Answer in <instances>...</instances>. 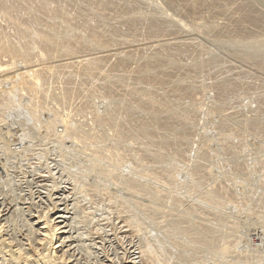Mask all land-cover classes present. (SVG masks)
I'll list each match as a JSON object with an SVG mask.
<instances>
[{"label": "bare ground", "instance_id": "6f19581e", "mask_svg": "<svg viewBox=\"0 0 264 264\" xmlns=\"http://www.w3.org/2000/svg\"><path fill=\"white\" fill-rule=\"evenodd\" d=\"M153 1H155V0H152L151 2H153ZM162 1H160V2L162 3ZM132 2H133V0L131 1V3ZM167 2L169 4V6L175 5L177 7V5L179 6V4H180V7L186 6L185 7V8H187L186 14L190 15L189 19L191 16L195 17L196 15H198V13L201 12V11H199L200 8L204 7L206 9H210V11H211V8L213 7V5H216L215 0H167ZM239 2H241V1L239 0ZM253 2H254V0H244L243 4H240V5H238L239 3L237 5L235 4L237 7L239 6L238 8L236 7L235 9L240 10V11H239V13H237L238 15L234 19L233 22H231L232 20L231 21L229 20L231 23L226 24V22H225L224 23L225 25L221 26V25H216L214 23V21H213V23L210 21L211 24L208 26V28L210 27L208 30L209 31L212 30V31L209 32L208 30H205V33H207L206 34L207 36H210V35H208V32H209V34L212 32L213 33L212 36L214 38H216V40H219L223 44L238 45V48H240L242 45H244L245 47H247V51L246 50H245L246 52L244 51V53H245L244 57L246 56L247 58L252 60V62L253 61L256 62L257 64L260 65V67L262 69H264V53H263L264 52V41H260L257 37H252V38L250 37V39H249L248 34H247L248 38H246L247 36H244V34L247 31H249L250 28H253L254 24L257 23V21L259 20V17H258L259 15L253 9L254 7L250 11L244 10L246 4L250 3L251 6H253L254 5ZM129 3H127L124 0H0V56H4L2 58H5V56H8L12 59L11 60L12 62L8 61L11 64V65L9 64L10 67H12V64H13L14 68H15V66H17V67L20 66L19 69H17L15 71V73H16L15 77L17 80H19L18 88H17L18 92L20 93V91L21 92L25 91V93L30 94V99L27 100V105L25 104L26 105L25 108L30 113H34V116H36L34 121H35V123L38 124L39 127L43 128V130L45 132L43 134H45L46 139H50V137L52 136V139L54 140V142L55 141H56V143L61 142L60 144L63 143L65 138L69 141L71 139V141H72L71 144H73L71 146H73V147H70V148H72L71 150L74 154H77L80 152L84 153L85 150L87 152L89 149L90 158H89V160H87L86 163L84 161L85 164L82 162L84 165L82 164L83 166H82V169L80 172L71 171V170H69L68 167H65L62 169V171L65 172L66 175H68L67 177H71L72 180H74L75 182H77L79 184L78 186H81L80 192L83 193V191H86L89 193V195H92L94 193H98L99 196H100V194L102 196L103 192L106 191V190H104V188H101L103 186L99 187L96 183L95 184H90V183L87 184L86 183L87 180L84 181V179H86L85 178L86 174L88 172L89 173L92 172L91 175L93 173H95L96 177L94 176L95 174L92 176L89 174V176L95 177V178H99L100 175H101L100 177L104 178V176H106L105 178H111V180L112 179L115 180L116 178L118 180V178H119L120 179L119 181L115 180V181H117L116 186L118 185V182H119L120 187H118V188L129 190L132 193L139 192V194H138L139 196L148 195L149 198H150V196L152 198L155 196H160L161 198L162 197L165 198L166 202H168L169 204L171 203L172 205L173 204L179 205L180 202H182L181 201L182 197L181 196L178 197L176 195H173L175 193L172 194L171 191L168 192L169 189L167 187H166L167 188V192H166V191H164L165 189L160 188L159 186H154V185H151L146 180L144 181V180L138 179L139 177H137L136 173H132V174L131 173H129V174L128 173L127 174L118 173L117 171H115V169L113 167H111V166H113V162L115 163V165H116V163H117V165L118 164L121 165L124 163H127L126 165H128V162L132 161L131 163H134V165L137 168H142L139 171L137 170V168H133L132 170L136 169L135 170L136 172H140V174L144 173L147 176L149 175L150 178L152 176V178H154L153 182L157 183L155 181V179L158 180L160 176L156 175L155 173L158 172V174H159V171L155 170L156 171L155 172L153 169V174H155V175L154 176L151 175L152 172H150V170L152 171V168H151V166L147 167V164H145L144 161L146 159L152 160V159L164 157V152L167 151L168 148H171V147H174V152H173V149L171 148L172 153H174V157L181 159L182 154H184V152H185V151L183 152L182 147L184 145H186V141L189 138H191V137H189L190 135H189V129H188L189 126L188 125H190V122L193 121V119L195 118V113L198 112L196 110H198L197 108H199V106L201 105V104H198V105L193 106V104H192L193 107L191 106L192 108L190 110H186L185 109L186 107L184 109L182 107H180L182 104H180V106H179V101H183L182 100L183 98L179 100V96L182 94L183 90L186 91V89H184L185 87L182 83H180L177 80H173L175 78L172 79V76L170 74H172L173 72H170V70L172 69L171 71H173V68L176 69L177 67L179 69V65L181 67V64H178L179 62L177 63L174 58H175V54H177L178 52H184V50L182 49V45H178L174 51L173 50L169 51L166 49V46L168 45V43L171 44L170 40L168 43H166L165 41L158 42V41H155V38L153 37L155 35L157 37L158 33H161V32L164 33V32L169 31V27H170L169 24L166 22H163V19H162V21L161 20L159 21V20L154 19V18H149L150 14L147 13V14H149L147 16V14L142 10H140V11L136 10L135 13H132L133 7H137V4H136L137 2L134 3V4H136V6L133 5V3L131 5ZM217 4L219 6L218 0H217ZM175 6H173V7H175ZM221 7H222V4H221ZM177 8H179V7H177ZM109 9L110 10L114 9L113 11L116 10V13H119V12H117L118 10L124 11L126 13H127V11H129L128 12L129 16L126 17L124 22L122 21L123 23H125L124 24L125 25L124 31L119 30L120 28L117 29V25H116V28H114V27L110 28L104 24L105 22L103 23V20L105 17L104 11L105 10L108 11ZM168 9H169V7H168ZM181 9L183 10L184 7H182ZM248 9H250V8L248 7ZM145 11H146V9H145ZM183 11H185V10H183ZM130 12L132 14H130ZM216 12H218V11L216 10ZM236 12H238V11H236ZM174 13H176V12L174 11ZM182 13H181V15H182ZM227 13H228V11H227ZM115 14L113 13V15H115ZM117 15H119V14H117ZM120 15H119V17H120ZM109 16L106 19L110 18ZM200 16H202V15H200ZM233 16H235V15H233ZM172 17H173V15H172ZM159 18H161V17H159ZM203 18H205V17H203ZM207 18H209V17H207ZM222 18H223V16H222ZM117 19H119V18H117ZM123 19H124V17H123ZM120 20H122V18ZM110 21H111V19H110ZM4 22H5V26L2 25V24H4ZM140 22L143 25L142 30H140L139 29L140 26H138V24ZM103 24L105 25V27ZM247 24H249V26ZM114 26H115V24H114ZM176 26H178V25H176ZM184 26L182 27V25H181L182 28H184ZM251 26H253V27H251ZM7 28H9V31L11 30L12 33L7 32V30H6ZM185 29H186V27H185ZM183 31H185V30H183ZM167 33H169V32H167ZM247 33H249V32H247ZM126 34H129L136 39V40L135 39L133 40L132 37L131 38L129 37L130 39L133 40V41H128L129 44H131V42H136L139 40H143L145 42L147 38L153 37L154 39L153 38H151V39H153L154 41H152V43L150 42L152 44L151 48H150L151 50L150 49L144 50L143 47H141V48L129 47L128 50L125 52H112L113 54H111V53L104 54L103 51H102V54H100L101 52L98 54L97 52L99 50L96 53L94 52L97 49H102V50L105 49L104 51H106V53L108 51L111 52L110 50H112V47L115 46L116 44L122 43V42L123 43L127 42L126 39L123 38L124 36H126ZM263 36H264V34H263ZM164 38H166V37H164ZM182 41H181V43H182ZM187 42H188V40H187ZM191 43L195 44V42H191ZM188 44L190 45V42ZM145 46L147 47V45H145ZM169 46L170 45H168V48H170ZM196 46H197V44H196ZM112 51H114V50H112ZM122 51H124V50L122 49ZM187 51L188 50H186L185 52H187ZM258 51H260L261 53H259ZM80 53H82V54H80ZM237 57H239V55ZM57 58H58V61L56 60ZM54 59L56 61H54ZM1 60H0L1 61L0 62V77L5 76L8 73H11V70H12V68H10V67L6 68L9 65L8 64L6 65V63L3 62V59H1ZM8 60H10V59L8 58ZM49 60L50 61L53 60L54 62L53 61L50 62ZM188 60H190V59H188ZM204 62L206 63V61H204ZM211 63H213V62H211ZM222 63H224V61ZM208 66H210V65H208ZM211 66H212V64H211ZM230 66H228V68ZM207 67H206V70H207ZM192 68L197 69V64L196 63L193 64ZM210 69H215V68L213 67ZM260 71H262V70H260ZM190 72H189V74H190ZM215 72L218 73V71H216V69H215ZM247 72L248 71H246V73ZM207 73H208V71H207ZM243 74L245 75L244 71L242 72V75ZM204 75H205V73H204ZM195 76H197V77L199 76V78H200L199 74H196ZM236 76L237 75L235 74L234 77H236ZM183 77H180V78L182 79ZM5 79L6 78L0 79V84ZM209 79H210V77H209ZM217 79H215V80H217ZM228 79H229V81L231 80L230 77ZM233 79L234 78H232V80ZM186 80H189V78ZM239 80L240 79H238V80L235 79V81H237V83H239L238 82ZM4 82H6V81H4ZM213 83H216V81H214ZM231 83L232 82H230L231 87L234 86ZM242 83H244V82H242ZM5 84L7 85V83H5ZM169 84H173L174 86L172 87L171 91L167 92L168 90L165 91V86L169 85ZM226 84L229 85L228 82ZM226 84L219 83L216 85V88H215L217 95H218V98L216 95V100H218V101L215 100L216 101L215 103H216V106L218 107V109H221V107H222L220 102L223 100H226V99H223L221 97H224V94L226 96H228L227 91L229 90L230 86H228ZM233 84H235V83H233ZM205 85L207 86V84H205ZM255 85H256V82H255ZM55 86L61 87V88H59V89H61L60 92L56 95H54V93H53ZM185 86H187V85H185ZM190 86H188V88H190ZM197 86H199V85H197ZM242 87H244V85ZM11 88H13V87H11ZM191 88H192V86H191ZM193 88H192V90H196V91L198 89L196 87H195V89H193ZM204 88H206V87H204ZM235 88H236V85H235ZM206 89H208V88H206ZM232 89H233L232 91H234V87H232ZM244 89H245V87H244ZM192 90L189 89L188 92H190ZM245 91L248 92V90H245ZM245 91L243 90L242 92L245 93ZM239 92H240V90H239ZM239 92L237 90L235 91V94L237 93V95H238L237 98H239L241 96V95L239 96V94H238ZM38 93H39V95L40 94L44 95L42 100L39 99ZM190 93H189V95H192ZM194 93H197V92H194ZM231 93L232 92H230V94ZM97 94H99L101 96L106 95L108 97V99L105 98L108 102L106 103L107 106L105 107V110L103 112L102 111L99 112L98 110L94 109L93 105L89 104V102L92 100V98H94V96ZM214 94H215V92H214ZM131 95H133L134 97ZM237 95H235V97ZM13 96H14L13 89L12 90L0 89V106L3 107L4 104L8 105L12 101H14ZM226 96H225V98H226ZM95 97H98V95ZM132 98L134 99L133 100L134 102L132 101ZM189 98L191 100L192 97L189 96ZM196 98H195V100H196ZM255 98H256V96H255ZM53 99L58 102V106H59V108L56 107V109L53 110V113H52L53 117L51 119H48L45 117L44 120L38 119L39 118L38 116L40 114H37L38 112H36V111L38 109L39 110L43 109L49 103V101L53 100ZM240 99H241V97H240ZM106 100H104V102ZM28 101H30V102H28ZM196 101H198V100H196ZM226 102L229 103L228 101H225V103ZM227 103L225 105H228ZM236 103H238V101H236ZM134 106L137 107L138 109H140L143 112V114H145V115L144 116L138 115L139 117L138 116L136 117L137 118V121H136L137 124L132 127L131 123L132 122L134 123V118H135V115H133V114L134 113L136 114V112L133 111ZM213 106H214V104H213ZM201 107H202V105H201ZM62 109H70L71 112L64 113L62 111ZM199 110L201 111V109H199ZM87 113H89L91 115V120H92V123L95 125V127L93 125L87 126L86 124H85L86 128L83 127L84 126L83 122L80 119L79 120L82 122V125H79L80 122L75 123V121L73 123H75L76 125L71 123L70 120L74 116L83 115V114H87ZM241 113H243V112H241ZM89 114H87V115H89ZM255 115H256V113H255ZM56 116H57V118H56ZM229 116H230V113H229ZM239 116L241 117V115H239ZM259 119H261V118H259ZM57 122L61 123L60 125L63 128L62 130H57V128L55 126ZM247 122L248 121H246V124H247ZM89 123H87V124L89 125ZM92 123H90V124H92ZM254 123H255V121H254ZM257 123H258V121H257ZM251 124H253V123H251ZM193 125H194V123H193ZM190 126H192V125H190ZM104 127H107V129L111 131L110 134H108L109 131L104 130ZM260 127H261V125H260ZM193 128L194 127H192V129ZM190 129H191V127H190ZM256 129H257V127H256ZM258 132H259V130H258ZM190 133H193V132L190 131ZM260 133H264V131L260 132ZM41 134H42V132H41ZM126 135L129 136L130 138L139 139L141 145H140V143H138V142L137 143H138V145L143 146V147H141L140 150L136 149L137 151H135L134 149L129 150L128 148H126L128 150H125V147H124L125 144L122 145L121 142L124 140L123 138ZM193 135H195V132L193 133ZM261 136H263V135H261ZM42 138H45V137H42ZM192 139L191 140L189 139V140L192 141ZM107 141H108V143H106ZM123 143H125V142H123ZM138 145L136 147H138ZM5 146H6V144H5ZM131 146H132V144H131ZM186 147H188V146H185V149H187ZM68 148H69V146H68ZM229 150H231V149H229ZM126 151H128V152H126ZM129 151H131V152H129ZM232 151H233V149H232ZM4 152H5V150H4ZM67 153H69V152H67ZM185 154H187V153H185ZM60 155L63 156V153H61ZM85 155H87V154H85ZM187 156H189V155H187ZM184 157H183V160H184ZM186 157H185V159H186ZM195 161H197V160H195ZM195 161H194V164H195ZM200 161H201V159H200ZM151 163H152V165H154L153 164L154 162L151 161ZM151 163H150V165H151ZM161 163H160V165H161ZM240 164H239V166H242L244 168V165H242V163H240ZM177 165L178 164H176V166ZM132 166H133V164H132ZM128 167H130V166L128 165ZM149 167H150V170H149ZM173 167L171 166V169L168 167V169L172 170ZM154 168L156 169V167H154ZM200 168H202V167L200 166ZM237 168L238 167H236V170H237ZM241 168H239V169H241ZM243 168L241 170H243ZM164 169H166V168H164ZM176 169H178V166ZM176 169L174 168L173 171L175 172ZM202 169H201V171L204 174ZM170 170H168V171H170ZM210 170H208V171L210 172ZM241 170H239V171H241ZM165 171H167V170H165ZM191 172H192V170H191ZM175 174H176V172H175ZM199 175L202 176L201 173H199ZM199 175L196 176V178L194 177V179H196V180L193 179V184L194 183L196 184L199 182L197 179V177H199ZM100 179H98V180H100ZM172 179H173L172 173L168 172L165 175V178L163 177L162 182H164L165 185H168V184L170 185V183L172 182ZM201 179L202 178L199 177L200 181H201ZM109 181H110V179H109ZM204 181H202V182L204 183ZM202 182H199V183H202ZM112 183H114V181ZM182 183H183V181H182ZM189 183L191 184V182H189ZM218 184L214 183V185H218ZM220 184L218 186L224 185L222 183H220ZM165 185L163 187H165ZM212 185H213V182H212ZM173 186H174V184H173ZM204 186H206V185H204ZM202 187H203V185H202ZM228 187H230V186H228ZM228 187H226V186L220 187V189H218L219 192H217V193L214 192L215 190L210 189V191L206 192L207 196L205 194H203L204 196L202 199H204V197H205V199L207 198L210 201V203L208 202V205L211 204V201L212 202H218L222 196H225L226 198L230 199V198H232L230 195V192L232 190L230 191V188H228ZM176 188H179V187H176ZM187 188H188V186H187ZM193 188L194 187H192V189ZM210 188H212L211 185H210ZM189 189H191V188H189ZM204 190L202 192H205ZM108 191H110V190H108ZM193 191L195 193L194 189H193ZM76 193H77V191H76ZM218 193H221V194H218ZM139 196L138 197L136 196L133 199L135 200V203L138 206L143 208V210L145 211L144 213H146V215L150 219L156 220L158 218H161V217L163 218V217L167 216L168 210H166L164 207L159 208L156 206H152V205H155V204H153V202H151L152 203V205H151V203L146 202V200H145V202L140 200ZM160 197H159V199H161ZM207 199L203 202L207 203L206 202ZM153 200H155V198ZM156 202H158V201H156ZM213 204L215 205L217 203H213ZM78 205L79 204H77V206ZM158 205H160V204H158ZM214 205H213V207H214ZM217 205H219V203ZM52 206H53V204H52ZM80 206H82V205H80ZM114 206H116L115 208H120L122 210L125 208V205L123 204L120 195H119V198L117 195L115 202H114ZM201 206L202 205L199 206V205H196L193 203L192 205L186 207L185 209H182V212L178 215L177 219H175L176 218V216H175V218L170 221L169 226H167V228L164 225L165 229H166V230L164 229L166 231V232L165 231L164 232L166 234H169V233L171 234V232H172L171 235L169 234L171 237V240H172L171 242H173V245H175L176 248L178 246L182 250L187 249L189 247L191 249L193 248L194 251H196L195 248L197 249L199 247H202V248L204 247L205 249L207 248L208 250H210V252H215L214 248L217 247V243H218L217 239H220V240H222V243H221L222 245L219 244L218 247H220L219 249L222 251L221 252L223 254L222 256L225 259L224 254H226V256H229V253L232 252L233 246L231 243H232L233 237L232 238L230 237V234L227 233L228 231L225 232L226 231L225 229L228 230L227 226H226L227 228H225V229H222V228L220 229V228H218L219 226L217 227L216 221H217V219H219V216L217 215V212H215L217 210L216 208L212 209V208H210L211 206L208 207L206 205L208 208L211 209L210 210L207 207H201ZM19 207L20 206H18V210H19V212H21L22 208H19ZM57 208H58V206H57ZM214 209H215V211H212ZM57 211H58V209H57ZM15 212H16L15 210L14 211L11 210L10 206L7 207L6 209H1V207H0V264H75V263H73L75 257H74V259H71L72 258L71 256H73V254L72 253L70 254L71 251L69 252V248H70L69 244L66 243L67 241L70 242V240H68V239L71 238V235H70L71 233H70V230L68 229V226L71 224L72 221L71 222L69 221L70 223H68V220L66 219L64 214H63L64 216L63 215H58V216L55 215L56 217H54L53 215L56 212L52 211L50 213L49 217H44L43 214H38L36 216H33L36 218V220H31V219L29 220L28 218H23V219H21L22 222H19L20 220L18 221L19 218H17L15 216ZM22 212H23V210H22ZM171 214H172V211H171ZM222 215H224V214H222ZM51 216H53V217H51ZM73 216H74V214H73ZM75 216H77V215H75ZM87 216H89V215H86V214L83 215L82 219H86ZM131 216L132 215H130V216L126 215L125 218L131 217ZM56 219H58V220H56ZM132 219H133V216H132ZM167 220H168V218H167ZM223 220L226 221L225 219H223ZM84 221H86V220H84ZM123 221H124L125 225L118 227V230H119L118 232L128 233L127 236L129 238H132L130 236H131V234H132V236L134 235L133 232H138V231H140V228H143V227H140V222H137V221L134 222V221H131V219H124V218H123ZM145 221H146V219H145ZM162 223H164V222H162ZM230 223H231V221H230ZM20 224L23 226H20ZM158 224H160V223L158 222ZM12 225L15 226L16 229L18 228V230H16V231L12 230L14 232H11L10 230L14 228V227L13 228L11 227ZM141 225H142V223H141ZM166 225H168V223ZM227 225H228V223H227ZM78 226H79V224H78ZM10 227H11V229H10ZM21 227H23V228H21ZM123 227H124V229H122ZM90 229H92V231H94V232H91L90 233L91 235L87 233L89 235V237L90 236L92 237L94 234H95V237H96V235L99 236L100 230L98 227H93ZM144 231L146 232V229ZM175 233L178 234V236L180 234H182V235H180L182 237V239L179 238L178 236L173 235ZM143 234H145V233H143ZM113 235L117 236V232ZM127 236L125 234V236H123V237H127ZM137 237H138V241L135 244H137V246H138V247H136L137 248L136 253L138 254V256L136 258H139V262L141 264H170V263H167L165 258L162 256V250L165 251L164 248H161L162 250H160V247H157L156 245H154L153 241L148 240L147 238H145V236L141 237L139 235V233L137 234ZM116 238H118V237H116ZM101 239L102 238L100 237V241H101ZM120 239H119V241H120ZM134 239H135V237H134ZM169 241H170V239H169ZM130 242L132 243V240H130ZM159 242L161 243V241H159ZM131 243H130V245H132ZM162 245H163V243H162ZM162 245H161V247H162ZM98 247H100V246H98ZM163 247H164V245H163ZM131 248L132 247L128 248V246H127V251L129 252V249H131ZM168 249H170V248H168ZM181 249L178 248L179 251ZM125 250L126 249H124V251ZM181 252H183V251H181ZM181 252L177 253L178 254L177 261L179 264H182L181 262H185L183 260L184 255H182L183 253L181 254ZM185 252H188V250ZM206 252H207V250H206ZM132 253H135V252L132 251ZM200 254H202V253H200ZM96 257L98 258V255ZM126 257H128V256H126ZM206 257H207V255H206ZM114 258H116V257L114 256ZM118 258H119V255H118ZM190 260H192V259H190ZM110 261L112 262L111 264H135L136 263L135 261L133 262L131 259L127 260L126 258L123 260H120V261L119 260L116 261V259L114 261L113 260H110ZM228 261H231V260H228ZM195 262L197 263V260ZM221 262H223V261H221ZM225 262H227V261H225ZM190 263H191V261H190ZM227 263H229V262H227Z\"/></svg>", "mask_w": 264, "mask_h": 264}, {"label": "rangeland", "instance_id": "374dc122", "mask_svg": "<svg viewBox=\"0 0 264 264\" xmlns=\"http://www.w3.org/2000/svg\"><path fill=\"white\" fill-rule=\"evenodd\" d=\"M124 1H126L127 3L130 2L129 3L130 5L133 3V5L136 6V4H137V7H133L132 13H135L136 10L137 11L142 10L146 14L147 13L150 14V15L147 14V16L149 15V18H154V19H157L159 21L160 20L162 21V19H163V22H166L169 24V26H170L169 31H167L169 33L161 32V33H158L157 37H156V35L153 37L155 38V41H158V42L165 41L166 43H168L170 40L171 44L168 43V45H170L169 46L170 48H168V45L166 44L167 45L166 49L169 51H171V50L174 51L178 45H182V49L184 50V52L186 50H188L187 52L189 54L187 52H185V53L184 52H178L177 53L178 55L175 54L174 59L177 63L179 62L178 64H181V67L179 65V69L177 67L176 69L173 68V71H171L172 69L170 70V72H173L172 74H170L172 76V79L175 78L173 80H177L180 83H182L185 87L184 89H186V91L183 90V92H182L183 95L181 94L179 96V100L183 98L182 99L183 101H179V106H180V104H182L180 107H182L183 109L186 107L185 108L186 110H190L194 105H198V104H201L202 107L200 105L199 108H197L198 110H196V111H198L199 113L198 112L195 113V118H194L195 120L193 119V121L190 122V125H192V126L188 125L189 126L188 127L189 135H190L189 137H191L189 139L190 140L192 138L193 139H192V141H190L188 139L189 141L187 140L186 145H184L182 147L183 152L185 151L184 154L185 153H187V154H185V155L182 154L181 159L180 158L178 159L177 157H174V153H172V149L174 152V147H171L172 149L171 148H168V150L166 149L167 151L164 152V157L156 158V159H152V160L146 159L144 161V163L147 164V167L151 166L152 171L150 170V167H149L150 172H152L151 175L154 176L156 174V175L160 176L158 180L155 179V181L157 183L153 182L154 178H152V176H151V178H152L151 179L149 177V175L147 176L144 173L140 174V172L135 171L136 169L132 170L133 168H137L134 165V163H131L132 161L131 162L129 161L130 163L128 162V165L130 167H128V165H126L127 163H124L121 165H119V164L117 165V163H116V165H115L114 162H113V166H111V167H113L115 169V171H117L118 173H123V174L136 173L137 177H139L138 179L144 180V181L146 180L151 185L159 186L160 188L165 189L164 191H166V192H167V188H168L169 189L168 192L171 191L172 194L175 193L173 195H176L178 197L181 196L182 202H180L179 205H174V204L172 205L171 203L169 204L168 202H166L165 198L162 197L163 198L162 199L160 196H155L153 198L151 196L149 198L148 195L139 196L138 195L139 192L132 193L129 190L118 188V187H120L119 182H118L117 186H116V184H117V181L120 180L119 178H118V180H117V178L115 179L117 181H115L114 179L111 180V178H105L106 176H104V178H105L104 179L103 177H100L101 175L99 176V178H95L96 177L95 173L92 174V175L95 174L94 175L95 177H91L92 172H90V173L88 172L86 174V176H85L86 179H84V181L87 180L86 181L87 184H89V183L95 184L96 183L99 187L103 186L101 188H104V190H106V191L103 192L102 196H101V194L99 196L98 193H94V192H93L94 194H92V195H89V193L86 191H83V193L80 192L81 186H78L79 184L77 182H75L74 180H72L71 177H67L68 175H66V173L63 172L62 169L65 167H68L69 170H71V171L80 172L82 169V166L90 158L89 149L87 152L85 150L84 153L80 152V153L74 154L71 150L72 148H70V147H73V146H71V145H73V144H71L72 143L71 139H70V141H71L70 142L69 140H67L65 138V140L63 141L62 144H60L61 142H58V143H56V141L54 142V140L52 139V136L50 137V139H46L45 134H43V133H45L43 128L39 127L38 124L35 123V121H34V119L36 117V116H34V113H30L25 108L27 105V100L30 99V94L25 93V91H22V92L20 91L21 94L18 92L17 88H18L19 80H17L15 77L16 76L15 71L17 69H19L20 66L17 67L14 65L15 66V68H14L13 64H12V67H10L11 64L8 61H11L12 59L8 56H5V58H2L4 56H0V60L3 59V62H5L6 65L10 64L9 66H7V67L5 66V67L6 68H9V67L12 68V70L10 69L11 73H8L5 76L0 77V79L6 78L5 80H3L1 82L0 89H2V90H12L13 89L14 96H15V97L13 96L14 101L9 103L8 105L4 104L3 107L0 106L1 107L0 108L1 109L0 110V140H1L0 141V207H1V209H6L7 207L10 206L11 210L16 211L15 216L17 218H19L18 219V221L20 220L19 222H22L21 219H23V218H28L29 220L30 219L36 220V218L33 216H36L38 214H43L44 217H49V215L52 211L56 212L58 209V211L53 215L54 217H56L55 215L58 216V215L64 214L66 219L68 220V223H70L72 221L71 224L68 226V229L70 230V233H71V234L69 233L71 235V238L68 239V240H70V242L67 241L66 243L69 244V247H70L69 252L71 251L70 254L71 253L73 254V256H71L72 257L71 259H74V257H75V259L73 261V263H75V264H100V263L101 264H111L112 262L110 260L114 261L116 259V261L117 260L120 261V260H123L125 258L127 260L131 259L133 262L135 261L136 262L135 264H138V263L141 264L139 262V258H136L138 256V254L136 253L137 252L136 247H138V246L135 243H137V241H138V237H137L138 233L141 237L145 236V238H147L148 240L153 241L154 245H156L157 247H160V250H162L161 248H164L165 251L162 250V256L165 258L166 262L170 263V264H179L177 261V256H178L177 253H180L181 251H183V252H181V254L183 253L182 255H184V258L186 257L185 259L183 258V260L185 262H181L182 264H189L190 261H191L190 264H198L199 262H200L199 264H218V263L219 264H225V263L226 264H229V263L230 264H264V137H263L264 133H260V132L264 131V129H263L264 128V126H263L264 125V121H263L264 120V96H263L264 95L263 94L264 93V69H262L260 67V65L257 64L256 62L253 61L254 62L253 63L252 60H250L246 56L244 57V55H245L244 51L245 50L247 51V47H245L244 45H242V46L240 45L241 47L239 46L240 48H238V45L223 44L219 40H216V38H214L212 36V34H213L212 32L209 34V32L212 30H210V31L208 30L210 28V27L208 28V26L211 24V22L213 23V21L216 25H221V26L225 25L224 24L225 22H226V24L233 22L234 19L238 15L237 13H239V11H240V10L235 9L237 7L236 5L238 3H239L238 5L243 4L244 0H240L241 2H239V0H223V1L218 0L219 6L217 4V0H215L216 5H213V7L211 8V11H210V9H206V8L202 7V8H200L201 10L199 9V11H201L198 13L199 16L196 15L195 16L196 18L191 16L190 19H189L190 15L186 14L187 13L186 12L187 8H185L186 6L181 5L182 7H184L183 10H185V11H183L181 9L182 7H180V4H179V6L176 4L177 7H179L180 9L177 8L175 5L169 6L167 0H163V1L160 0V1H162V3L159 0H155L153 2H151L152 0H133L132 3H131L132 0H124ZM134 3H136V4H134ZM221 4H222V7H221ZM253 4H254L253 6H251L250 3L246 4L244 10L250 11L254 7L253 9L259 15L258 16L259 20L257 21V23L254 24L255 28L253 26H251L253 28H250L249 31H247L249 33L246 32L244 34V36H247L246 38H248V35H249V39H250V37L251 38L257 37L260 41H264V36H263V34H264V1L263 0H256L255 1L254 0ZM173 6H175V7H173ZM247 6L250 9H248ZM168 7H169V9H168ZM145 9H146V11H145ZM109 10L104 11L105 17H104L103 23L105 22L104 24L110 28H113V27L116 28V25H117V29L120 28L119 30L124 31V29H125L124 24L125 23H123V22L126 19V17L129 16L128 15L129 11H127V13H126L124 11L118 10L117 12H119V13H116V10L113 11L114 9L110 10V11ZM216 10L218 12H216ZM174 11L177 14L174 13ZM227 11H228V13H227ZM236 11H238V12H236ZM113 13L114 14L116 13L115 14L116 16L113 15ZM132 13L130 12V14H132ZM181 13H182V15H181ZM117 14H119V15L121 14L120 17L122 18V20H120L121 18ZM232 14L235 16H233ZM172 15H173V17H172ZM200 15H202V16H200ZM108 16L110 18L106 19ZM122 16L124 17V19ZM222 16H223V18H222ZM159 17H161V18H159ZM203 17H205V18H203ZM207 17H209V18H207ZM117 18H119V19H117ZM110 19H111V21H110ZM229 20L230 21L232 20V21L230 22ZM114 24H115V26H114ZM2 25L5 26V22ZM105 25H104V27H105ZM176 25H178V26H176ZM181 25H182V27L185 25L184 28H182ZM247 25L249 26V24H247ZM138 26H140L139 29L142 30L143 25L141 24V22L138 24ZM185 27H186V29H185ZM6 30H7V32L12 33L11 30L9 31V28H7ZM183 30H185V31H183ZM205 30L209 31L208 35H210V36L206 35L207 33H205ZM129 37L130 38L132 37L133 40L135 39L133 36H131L129 34H126V36H124L123 38L126 39L127 42L133 41ZM153 37H151V38H153ZM164 37H166V38H164ZM151 38H147L145 42L143 40L131 42L132 45L129 44V42L128 43L127 42L126 43H123V42L118 43L112 47V50H114V51L110 50L111 52L108 51L107 53H106V51H104L105 49L104 50L97 49L94 52L96 53L99 50L97 52L98 54L100 52H101L100 54H102V51L104 54H108V53L113 54L112 52H125L128 50L129 47H138V48L143 47L144 50H149L151 48L152 41H154L153 40L154 38L153 39H151ZM180 40L181 41L183 40L182 43ZM187 40H188V42H187ZM189 42H190V45L188 44ZM191 42H195V44H193ZM196 44H197V46H196ZM145 45H147V47ZM121 48L124 51H122ZM258 52L261 53L260 51H258ZM80 54H82V53H80ZM238 55H239V57H237ZM8 58L10 60H8ZM188 59H190V60H188ZM56 60L58 61V58ZM56 60L54 59V61H56ZM52 61L53 60H51L50 62H52ZM204 61H206V63ZM223 61H224V63H222ZM211 62H213V63H211ZM195 63L197 64V69L192 68V65ZM210 63L212 64V66ZM208 65H210V66H208ZM228 66H230V67L228 68ZM206 67H207V70H206ZM213 67L216 69V71H218V73L215 72V69H210ZM260 70H262V71H260ZM207 71H208V73H207ZM243 71L245 73V75L243 74L244 76L242 75ZM246 71H248L249 73L248 72L246 73ZM189 72H190V74H189ZM204 73H205V75L206 74L207 75L205 76ZM196 74H199L200 78H199V76L198 77L195 76ZM235 74L238 77L237 76L234 77ZM208 76L210 77V79ZM180 77H183V78L181 79ZM229 77L231 80H232V78H234V79L232 81L231 80L229 81V79H228ZM188 78H189V80H186ZM214 78L215 79L218 78V79L215 80ZM199 79L200 80L202 79V80L200 81ZM235 79L236 80L240 79L238 81L239 83H237V81H235ZM4 81H6V82H4ZM214 81H216V83H213ZM227 82L229 83V85L226 84ZM230 82H232L231 84L234 85V86H232V87H234V91H232L233 89L230 85ZM242 82H244V83H242ZM255 82H256V85H255ZM5 83H7V85ZM204 83L207 84V86ZM219 83H224V84L230 86L229 90L227 91L228 94L226 93L228 96H226L224 94V97H221L223 99H226V100H223L220 102L222 105L221 109H218V107L216 106V103H215L216 101H218V100H216L217 92H216L215 88H216V85ZM233 83H235V84H233ZM185 85H187V86H185ZM190 85L192 86V88L194 87L193 89H195V87L198 88L197 91L192 90ZM197 85H199V86H197ZM235 85H236V88H235ZM243 85H244L245 89H244V87H242ZM173 86H174L173 84L166 85L165 91L166 90H168L167 92L171 91ZM188 86H190V88H188ZM11 87H13V88H11ZM204 87H206L208 89H206ZM59 88H61V87L55 86V89L53 92L54 95H56L60 92L61 89H59ZM189 89H191L193 92L192 91H190L191 93L188 92ZM235 89L238 92L240 90V92L238 94H239V96L241 95L240 96L241 99H240V97L237 98L238 95H237V93L235 94V91H236ZM243 90L244 91L248 90V92L245 91V93H243L242 92ZM194 92H197V93H194ZM214 92H215V94H214ZM230 92H232V93L230 94ZM189 93L192 95H189ZM38 95H39V93H38ZM97 95H98V97H95ZM97 95H95L94 98H92V100L89 102V104L93 105L94 109L98 110L99 112H101V111L103 112L105 110V107L107 106L106 103L108 102L105 98L108 99V97L106 95H104V96H101L99 94H97ZM235 95H237V96L235 97ZM43 96L44 95L40 94L39 99L42 100ZM131 96H133V95H131ZM189 96L192 97L191 100H190ZM225 96H226V98H225ZM255 96H256V98H255ZM195 98H196V100H198V101L200 100L201 102L199 101L200 102L199 103L198 101L195 100ZM217 98H218V95H217ZM104 100H106V101L104 102ZM133 100L134 99L132 98V101ZM30 101H28V102H30ZM225 101L229 102V103L226 102L228 105H225L226 104ZM236 101H238V103H236ZM192 104H193V106H192ZM213 104H214V106H213ZM56 107L59 108L58 102L54 99L50 100L49 103L43 109H40V110L38 109L36 111V112H38L37 114H40L38 116L39 117L38 119L44 120L45 117L48 119H51L53 117V114H52L53 110L56 109ZM199 109H201V111ZM62 111L64 113L71 112L70 109H62ZM133 111L136 112L137 115L135 113L133 114V115H135V118H134V123L133 122L131 123L132 127L137 124L136 123V121H137L136 117L138 115L139 116L145 115V114H143V112L140 109H138L135 106L133 107ZM241 112H243V113H241ZM229 113H230V116H229ZM255 113H256V115H255ZM87 114H89V113H87ZM87 114L74 116L70 121H71V123H73L74 121H75V123L80 122L79 125H82V122H83V125H84L83 127H85V128H86V125L87 126L93 125L95 127V125L92 123L91 115L90 114L87 115ZM239 115H241V117ZM56 118H57V116H56ZM259 118H261V119H259ZM252 119L255 121V123ZM245 120L248 121L247 124H246ZM257 121H258V123H257ZM89 122L92 124H90ZM192 122L194 123V125ZM75 123H73V124H75ZM87 123H89V125ZM251 123H253V124H251ZM60 124H61L60 122L56 123L55 126H56L57 130L63 129ZM260 125H261V127H260ZM255 126L257 127V129L259 128L258 129L259 132ZM190 127H191V129H190ZM192 127H194V128L192 129ZM104 130L109 131L108 134H110V132H111L110 130L107 129V127H104ZM190 131L193 133L195 132V135H193V133H190ZM41 132H42V134H41ZM261 135H263V136H261ZM126 136L123 138L124 140L121 142L122 145L125 144L124 145L125 150H128V149L133 150L134 149L135 151H137L136 149L140 150L141 147H143V146H140L141 143H140L139 139L130 138L129 136H127V137ZM42 137H45V138H42ZM108 141L106 143H108ZM123 142H125V143H123ZM137 142L140 143V145H138ZM5 144H6V146H5ZM131 144L133 147L131 146ZM137 145H138V147H136ZM68 146H69V148H68ZM185 146H188L190 149L188 147H186L187 149H185ZM126 148H128V149H126ZM3 149L5 150V152ZM229 149H231V150H229ZM232 149H233V151H232ZM67 152H69V153H67ZM126 152H128V151H126ZM129 152H131V151H129ZM61 153H63V156L60 155ZM85 154H87V155H85ZM187 155H189V156H187ZM184 156L185 157L187 156L186 159ZM183 157H184V160H183ZM200 159H201V161H200ZM195 160H197V161H195ZM84 161H85V163H84ZM151 161L154 162L153 163L154 165H152ZM194 161H195V164H194ZM150 163H151V165H150ZM160 163H161V165H160ZM240 163H242V165H244V168L242 166H239ZM132 164L134 167L132 166ZM176 164H178L177 166H178L179 170L176 169L177 168ZM166 165L170 169H171V166L172 167L174 166V167L172 168V170H170V169H168V167ZM200 166L203 169L200 168ZM154 167H156V169ZM236 167H238L237 170H236ZM241 167L243 168L244 171L241 170L242 169ZM164 168H166V169H164ZM174 168L176 169L175 170L176 174L173 171ZM239 168H241V169H239ZM141 169L142 168H137L138 171ZM153 169H154V171L155 170L159 171V174H158V172L155 173L156 171L154 172L155 174H153ZM201 169L203 170L205 175L202 173ZM165 170H167V171L170 170L168 172L172 173L173 179H172V182L170 183V185L169 184L165 185L164 182H162L163 177L165 178V175L168 173ZM191 170H192V172H191ZM208 170H210V172ZM239 170H241V171H239ZM197 171L199 173H201V175L203 174L202 175L203 177L200 176ZM89 174L91 176H89ZM198 175H199V177L202 178L200 181L199 177H197L199 182H202L204 180L205 181H204V183L203 182L202 183L198 182L196 184L194 183L195 184L194 185L193 179H194V177L196 178V176H198ZM98 179H100V180H98ZM109 179H110V181H109ZM194 180H196V179H194ZM113 181H114V183H112ZM182 181H183V183H182ZM189 182H191V184ZM212 182H213V185H214V183H216V184L222 183V184H224V185H222L223 187L224 186H226V187L230 186L228 188H230V191L232 190L230 192V195L232 198L228 199L225 196H222L218 202H212L211 201L212 205L211 204L208 205V202L210 203V201L206 198L207 203H204L203 201H205L206 199H205V197H204V199H202L204 196L203 194L206 195V192L210 191V189L215 190L214 192L217 193V192H219L218 189H220V187H222V186H218L219 184L213 186ZM163 184L165 185V187H163L164 186ZM173 184H174V186H173ZM175 184L176 185L178 184L179 186L178 185L176 186ZM201 184L203 185V187ZM204 185H206V186H204ZM210 185L212 188H210ZM187 186H188V188H187ZM176 187H179V188H176ZM192 187H194L193 189L195 190V193H194ZM189 188H191V189H189ZM108 190H110V191H108ZM203 190L205 192H202ZM76 191H77V193H76ZM218 194H221V193H218ZM117 195H118V198L120 195L121 200H122L123 204L125 205V208L123 210L120 208H115L116 206H114V202H115ZM136 196L137 197L139 196L140 200H142L144 202H145V200L148 203L153 202V204H155V205H152V203H151L152 206H156L159 208L164 207L166 210H168L167 216L163 217V218L162 217L158 218V219H156L157 221L155 219H150L146 215V213H144L145 211L143 210V208H141L140 206H138L135 203V200L133 198ZM159 197L161 199H159ZM154 198H155V200H153ZM156 201H158V202H156ZM193 203L196 205H199V206L202 205L201 207H207V206L210 207L211 206L210 208H212V209L216 208L217 209L216 211H215V209L212 211L217 212V215L219 216V219H220V220L217 219L218 222L216 221L217 227L219 226L218 228H220V229L221 228L225 229L228 227V230L225 229L226 230L225 232L228 231L227 233L230 234V237L231 238L233 237L232 238L233 240L231 239L232 240L231 244L233 247H232V252L229 253V256H226V254H224L225 259L222 256L223 255L221 253L222 251L219 249L220 247H218V245L222 243V240H220V239H217V242H218L217 247L214 248V251L216 253L210 252V250H208L207 248L205 249L204 247L203 248L199 247L200 249L197 248L198 250L195 248L196 251H194L193 248H192L193 249L192 250L189 247L187 249L182 250L178 246L176 248V246L173 245V242H171L172 240H171L170 235L172 234V232H171V234L169 233L170 235L165 233L166 232L165 226L167 228V226H169L170 221L173 220L175 218V216H176L175 219H177L178 215L182 212V209H185L186 207L192 205ZM213 203H217V204L219 203V205L215 204L216 205L215 206ZM52 204H53V206H52ZM77 204H79V205L77 206ZM158 204H160V205H158ZM80 205H82V206H80ZM213 205H214V207H213ZM18 206H20L19 208H22L21 212H19ZM57 206H58V208H57ZM210 208H208V209H210ZM22 210H23V212H22ZM171 211H172V214H171ZM73 214H74V216H73ZM85 214L89 215V216H87L89 219L87 217H86V219H82L83 215H85ZM222 214H224V215H222ZM75 215H77V216H75ZM126 215L127 216L132 215L133 219H132V216L125 218ZM53 216H51V217H53ZM123 218L124 219H131V221H134V222H136V221L140 222V227H143V228H140V231L133 232V234H134L133 236H132V234H131V236L129 235L133 239L129 238L127 236L128 233L118 232L119 231L118 227L125 225ZM167 218H168V220H167ZM145 219H146V221H145ZM223 219H225L226 221H224ZM56 220H58V219H56ZM84 220H86V221H84ZM230 221L232 224L230 223ZM158 222L160 224H158ZM162 222H164V223H162ZM226 222L228 223V225ZM141 223H142V225H141ZM167 223H168V225H166ZM78 224H79V226H78ZM20 226H23V225L20 224ZM11 227L12 228L14 227V228L11 229ZM11 227H10L11 232L18 230V228L16 229L15 226H13V225ZM93 227H98L100 230L99 231L100 233H99V236L96 235V237H95V234L94 235L92 234L94 236V237L92 236L93 237L92 238L91 236L89 237L88 234H90L91 232H94V231H92V229H90ZM21 228H23V227H21ZM122 229H124V227ZM145 229H146V232L144 231ZM12 230H14V231H12ZM116 232H117V236L113 235ZM143 233H145V234H143ZM125 234L127 237H123V236H125ZM173 235L178 236V234H176V233ZM180 235H182V234H180ZM180 235L178 237L182 239V237ZM100 237L102 238L101 241H100ZM116 237H118V238H116ZM134 237H135V239H134ZM119 239H120V241H119ZM169 239H170V241H169ZM130 240H132V243L130 242ZM159 241H161V243ZM130 243L132 245H130ZM162 243H163L164 247H163ZM161 245H162V247H161ZM98 246H100V247H98ZM127 246H128V248L132 247L131 249H129V252L127 251ZM168 248H170V249H168ZM178 248L181 250L179 251ZM124 249H126V250L124 251ZM131 250L134 251L135 253H132ZM187 250H188V252H185ZM206 250H207V252H206ZM200 253H202V254H200ZM97 255H98V258L96 257ZM118 255H119V258H118ZM206 255H207V257H206ZM114 256L116 258H114ZM126 256H128V257H126ZM190 259H192V260H190ZM196 260H197V263L195 262ZM224 260L229 262V263L225 262ZM228 260H231V261H228ZM221 261H223V262H221Z\"/></svg>", "mask_w": 264, "mask_h": 264}]
</instances>
